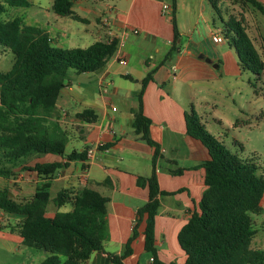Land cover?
<instances>
[{"label": "crops", "instance_id": "crops-1", "mask_svg": "<svg viewBox=\"0 0 264 264\" xmlns=\"http://www.w3.org/2000/svg\"><path fill=\"white\" fill-rule=\"evenodd\" d=\"M212 1L214 6L210 0H175L174 24L178 36L172 47L171 0H115L106 10L72 0L71 11L80 21L88 23L91 14L95 15L92 19L95 31L82 36L90 39L84 47L97 40L117 39L116 50L103 69L90 72L95 75L92 91L86 85L75 90L64 82L52 114L69 134L65 153L91 149L92 154H87L84 160L69 161L55 172L50 193L55 184L57 190L49 202L62 189L75 192L82 187L108 199L104 250L93 252L84 264H113L107 253L120 255L133 232L131 253L123 259L124 264H152L144 248L145 215L139 216L137 210L148 200L147 183H139V177L147 178L153 172L163 192L155 216L158 258L165 264H184L185 254L178 244L177 233L191 214L198 211L203 191L221 180L208 163L205 146L186 133L185 113L191 108L196 111L210 107L214 120L239 124L247 116L252 117V113H246L244 104L260 97L253 92L248 76L238 69L234 47L228 43V48H221L224 42L212 41L214 33L229 39L221 30L227 29L230 0ZM255 1L264 9V0ZM232 3L236 10H241L242 4L252 15L256 11L264 16V11L247 0ZM163 4L169 5L168 14L162 13ZM104 18L108 19L106 24ZM254 24L259 28L256 19ZM37 27L50 33L42 24ZM133 29L136 34L131 32ZM247 29L245 32L253 42L254 37ZM68 37L66 32L59 33L56 39L49 36L50 44L71 48ZM122 60L126 63H121ZM149 73L151 77L143 86L142 80ZM73 96L87 99L85 107L80 108L75 102L68 109L59 101ZM139 99L142 113L149 119L148 136L154 145L140 139L133 127ZM84 109L92 110L96 119L87 122L79 118L78 113ZM44 157L43 160L36 157L35 161H65V157L53 154ZM21 176L35 181L32 175L21 173ZM33 190L34 185L32 194ZM261 203L263 211L253 217L256 232L251 247L264 251V197ZM69 209L70 204L66 203L58 210ZM18 240L21 242L19 235Z\"/></svg>", "mask_w": 264, "mask_h": 264}, {"label": "trees", "instance_id": "trees-1", "mask_svg": "<svg viewBox=\"0 0 264 264\" xmlns=\"http://www.w3.org/2000/svg\"><path fill=\"white\" fill-rule=\"evenodd\" d=\"M1 1L0 15L7 5H29L28 0ZM247 1L264 11L259 2ZM171 6L172 47H175L178 36L174 24L175 0H171ZM71 7L72 0L52 1L55 14L81 20L72 13ZM226 28L225 34L241 68L259 76L264 59L260 58L241 22L230 20ZM262 42L264 49V37ZM0 44L13 54L11 68L0 71V176L8 179L19 171L35 178L33 194L28 199L17 201L7 188H0V210L22 216L17 225L21 242L45 252L40 264H84L93 252L104 250L108 199L89 187L75 192L62 189L52 200L57 210L47 212L55 172L69 161L84 160L87 156L86 149L65 153L69 134L52 114L65 86L67 69L79 73L102 70L116 50L117 39L97 40L83 48L56 47L50 44L48 34L42 29L21 24L20 19L14 18L10 22L0 21ZM150 77L149 73L142 80L143 86ZM77 116L87 122L96 119L90 109L82 110ZM148 123L139 99L133 127L140 139L154 145L148 136ZM185 127L189 136L205 146L208 163L221 180L203 191L198 211L191 214L177 233L178 244L185 254L184 264H264V251L251 247L256 232L253 216L263 211L264 171L254 160L230 151L207 131L193 108L185 113ZM44 154L65 157V161L30 163ZM141 181L148 187V200L137 210L139 216L145 215L144 248L152 264H165L159 260L155 247V216L159 195L163 192L154 172L147 178L139 177ZM66 203L70 204L69 210H58ZM133 236L134 232L120 255L107 253L110 262L124 264L123 259L131 253Z\"/></svg>", "mask_w": 264, "mask_h": 264}, {"label": "rangeland", "instance_id": "rangeland-1", "mask_svg": "<svg viewBox=\"0 0 264 264\" xmlns=\"http://www.w3.org/2000/svg\"><path fill=\"white\" fill-rule=\"evenodd\" d=\"M53 0H28L29 5L27 7H14L6 6L5 12L0 15L1 22H10L14 18L21 20V24L28 26H40L44 25L50 30L48 36L58 38L59 33L66 32L69 35V45L72 47H84L86 40H90L82 37L89 31H95L94 14L89 17L90 21L83 22L75 20L70 16H59L54 13L52 9ZM115 0H82L84 5L90 7H96L106 10V8L112 7ZM169 2L170 0H166ZM238 0H230L228 4V17L230 20H238L241 22L244 29H247L254 37L253 46L261 59H264V49L261 34L264 36V20L258 13H250L248 9L242 4L241 10H236L232 6V2ZM0 2H2L0 0ZM76 9V4H74ZM255 19L259 23V28L255 27ZM262 19V21H260ZM260 21V22H259ZM247 27V28H246ZM40 28V27H38ZM223 33L226 30H221ZM229 40V39H228ZM228 40L225 39L224 45L221 48H228ZM227 42V44H226ZM230 45V44H229ZM231 47V46H230ZM238 61V69L243 76L249 78V82H254L252 86L253 92L260 95L256 100H251L250 103L244 104L246 113H252V117L247 116L243 122L236 123H220L213 119V111L210 107L198 108L195 112L199 116L200 122L205 126L207 131L213 134L219 141L232 152L239 154L244 158H250L254 160L261 170L264 171V69L261 70V74L256 76L248 70L241 68ZM13 62V54L11 51L0 44V71H8ZM256 79V80H255ZM64 82L69 83L75 90L80 87L87 86V90L90 92L95 84V75L91 73H79L74 69H67ZM93 85V86H92ZM64 107L71 109L74 103L77 102V106L80 108L85 107L87 99L73 97L59 98ZM216 111V109H214ZM246 121V124H244ZM45 159L44 155L37 157V160ZM36 158H33L30 163H33ZM22 173V172H21ZM18 171L10 178L6 179L0 176V188H7L12 198L19 200L32 195L33 180L31 177L24 179ZM57 184L53 185L50 196H54L56 193ZM57 208L53 202L50 201L47 207V212L52 213ZM254 217V216H253ZM22 216L16 214H10L0 210V264H40L45 258L46 254L42 250L35 249L24 245L18 240V227L21 222Z\"/></svg>", "mask_w": 264, "mask_h": 264}, {"label": "built area", "instance_id": "built-area-1", "mask_svg": "<svg viewBox=\"0 0 264 264\" xmlns=\"http://www.w3.org/2000/svg\"><path fill=\"white\" fill-rule=\"evenodd\" d=\"M161 10H162V13L168 14V12L170 11V7L167 4H163ZM103 22H104V24H106L108 22V19L107 18H104L103 19ZM131 32L134 33V34H136L137 33V30L136 29H133ZM111 39L112 38H109L107 41H110ZM211 39L215 43H223V42H225V38L221 34H219V33L212 34ZM121 63L125 64L126 61L125 60H122ZM87 154H88V156H90L92 154V150L89 149L87 151ZM150 261H152V258L151 257H150Z\"/></svg>", "mask_w": 264, "mask_h": 264}]
</instances>
